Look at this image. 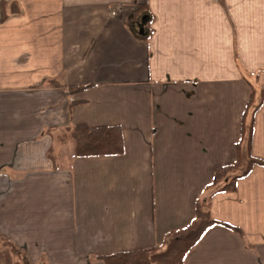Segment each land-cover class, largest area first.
<instances>
[{
  "label": "crops",
  "instance_id": "obj_1",
  "mask_svg": "<svg viewBox=\"0 0 264 264\" xmlns=\"http://www.w3.org/2000/svg\"><path fill=\"white\" fill-rule=\"evenodd\" d=\"M251 90L264 0H0V254L103 264L159 246L234 160ZM82 123L120 126L123 151L74 155ZM251 125L243 148L264 159V101ZM235 187L208 207L234 228L209 227L182 264H264V166Z\"/></svg>",
  "mask_w": 264,
  "mask_h": 264
},
{
  "label": "trees",
  "instance_id": "obj_2",
  "mask_svg": "<svg viewBox=\"0 0 264 264\" xmlns=\"http://www.w3.org/2000/svg\"><path fill=\"white\" fill-rule=\"evenodd\" d=\"M51 81L49 85L56 86ZM90 85H68L63 95L68 97L72 94H79L88 89ZM262 90L258 95L251 90L246 100L243 113L248 112L249 121L247 124L241 121L240 139L235 145V158L230 164L218 165L213 169L211 180L205 186L206 196L195 199L194 216L184 225L183 228L176 229L163 237L159 246L148 248H138L136 250H124L112 252V254L100 255L103 264H182V260L189 249L197 243L201 235L213 225H225L223 222L214 220L208 211L209 198L219 192H231L235 190L237 180L246 176L254 166H264V159L253 156L250 150L243 148L244 139L247 145L250 144L252 114L264 101ZM70 104H73L70 101ZM245 117L243 114L242 117ZM243 123V124H242ZM74 142V155L76 156H108L119 155L123 151V135L120 126H89L85 123L73 125L68 130ZM5 243V242H4ZM10 249L12 257L20 261V264H33L22 256L20 251L14 246L5 243Z\"/></svg>",
  "mask_w": 264,
  "mask_h": 264
},
{
  "label": "rangeland",
  "instance_id": "obj_3",
  "mask_svg": "<svg viewBox=\"0 0 264 264\" xmlns=\"http://www.w3.org/2000/svg\"><path fill=\"white\" fill-rule=\"evenodd\" d=\"M0 264H20V261L16 258L9 257L7 250H5V252L2 251L0 254Z\"/></svg>",
  "mask_w": 264,
  "mask_h": 264
},
{
  "label": "water",
  "instance_id": "obj_4",
  "mask_svg": "<svg viewBox=\"0 0 264 264\" xmlns=\"http://www.w3.org/2000/svg\"><path fill=\"white\" fill-rule=\"evenodd\" d=\"M141 20H142V22L145 21L144 18H141ZM138 27H139L138 33H139V32L142 33V26H141V24H139Z\"/></svg>",
  "mask_w": 264,
  "mask_h": 264
}]
</instances>
